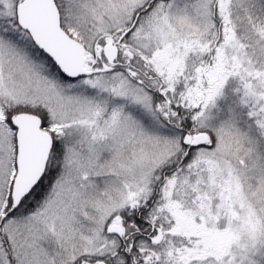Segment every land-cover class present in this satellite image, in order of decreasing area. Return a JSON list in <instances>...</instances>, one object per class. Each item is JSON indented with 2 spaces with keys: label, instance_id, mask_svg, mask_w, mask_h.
I'll list each match as a JSON object with an SVG mask.
<instances>
[{
  "label": "snow or ice",
  "instance_id": "1",
  "mask_svg": "<svg viewBox=\"0 0 264 264\" xmlns=\"http://www.w3.org/2000/svg\"><path fill=\"white\" fill-rule=\"evenodd\" d=\"M0 264H264V0H0Z\"/></svg>",
  "mask_w": 264,
  "mask_h": 264
}]
</instances>
